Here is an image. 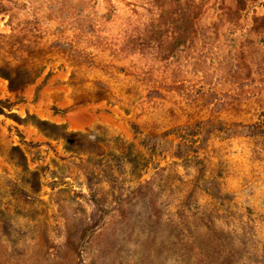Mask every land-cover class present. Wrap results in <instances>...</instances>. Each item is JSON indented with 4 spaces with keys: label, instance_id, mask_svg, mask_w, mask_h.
<instances>
[{
    "label": "rangeland",
    "instance_id": "1",
    "mask_svg": "<svg viewBox=\"0 0 264 264\" xmlns=\"http://www.w3.org/2000/svg\"><path fill=\"white\" fill-rule=\"evenodd\" d=\"M0 264H264V0H0Z\"/></svg>",
    "mask_w": 264,
    "mask_h": 264
},
{
    "label": "trees",
    "instance_id": "2",
    "mask_svg": "<svg viewBox=\"0 0 264 264\" xmlns=\"http://www.w3.org/2000/svg\"><path fill=\"white\" fill-rule=\"evenodd\" d=\"M41 122H43V121H41Z\"/></svg>",
    "mask_w": 264,
    "mask_h": 264
}]
</instances>
